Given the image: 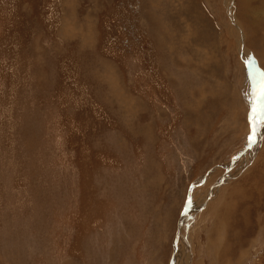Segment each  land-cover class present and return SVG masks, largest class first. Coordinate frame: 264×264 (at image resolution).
<instances>
[{"label":"rangeland","instance_id":"1","mask_svg":"<svg viewBox=\"0 0 264 264\" xmlns=\"http://www.w3.org/2000/svg\"><path fill=\"white\" fill-rule=\"evenodd\" d=\"M257 80L264 0H0V264H264Z\"/></svg>","mask_w":264,"mask_h":264},{"label":"snow or ice","instance_id":"2","mask_svg":"<svg viewBox=\"0 0 264 264\" xmlns=\"http://www.w3.org/2000/svg\"><path fill=\"white\" fill-rule=\"evenodd\" d=\"M261 116H264V82H262L261 84V88L257 96V103L253 107V115H252L253 130H252V136L250 137V141L252 143H255L256 141V124L260 122Z\"/></svg>","mask_w":264,"mask_h":264},{"label":"bare ground","instance_id":"3","mask_svg":"<svg viewBox=\"0 0 264 264\" xmlns=\"http://www.w3.org/2000/svg\"><path fill=\"white\" fill-rule=\"evenodd\" d=\"M234 20V19H233ZM239 24V23H238ZM236 26H238V25H236ZM241 28V27H240ZM247 161V160H246ZM243 162V161H242ZM230 205H233V203L231 202H228V205H227V210H228V212L230 213L231 212V206ZM226 215H225V217H220V223H216V225L218 226V224H219V229L221 230V228L222 229H224V225L226 224V222H227V217H228V215H230V214H228L227 215V212L225 213ZM228 219H229V217H228ZM218 232H220L219 230H218ZM218 249V248H217ZM220 249V248H219ZM176 250H177V247H176ZM182 252L180 251V250H178V256H181L180 254H181ZM177 258V257H176ZM181 259V258H180ZM182 260V259H181ZM183 260H186V259H183ZM182 260V261H183ZM185 263V262H184ZM178 264V263H177Z\"/></svg>","mask_w":264,"mask_h":264},{"label":"water","instance_id":"4","mask_svg":"<svg viewBox=\"0 0 264 264\" xmlns=\"http://www.w3.org/2000/svg\"><path fill=\"white\" fill-rule=\"evenodd\" d=\"M252 72H253V74H254V75H253V78H254V79H256V77L259 78V76H260V75H259V71L253 69ZM257 72H258V74H257ZM258 75H259V76H258ZM259 81H260V80H257V81H256L257 86H260V85H259ZM260 88H261V86H260ZM258 93H259V92L256 90V93H255V105H256V103H257V96H258ZM255 105H254V106H255ZM259 124H260V122H258V123L256 124V131L259 130V129H258V125H259ZM252 125H253V124H251L252 130H253V126H252ZM259 127H260V126H259ZM257 142H258V140L255 141V143H257ZM255 143H254V145H255ZM251 147H252V144L249 143V148H251Z\"/></svg>","mask_w":264,"mask_h":264}]
</instances>
